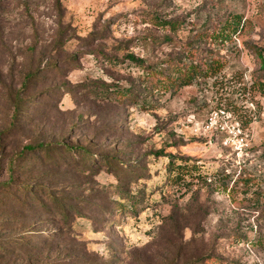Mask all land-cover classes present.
<instances>
[{
    "label": "rangeland",
    "instance_id": "rangeland-1",
    "mask_svg": "<svg viewBox=\"0 0 264 264\" xmlns=\"http://www.w3.org/2000/svg\"><path fill=\"white\" fill-rule=\"evenodd\" d=\"M263 83L264 0H0V264H264Z\"/></svg>",
    "mask_w": 264,
    "mask_h": 264
},
{
    "label": "trees",
    "instance_id": "trees-1",
    "mask_svg": "<svg viewBox=\"0 0 264 264\" xmlns=\"http://www.w3.org/2000/svg\"><path fill=\"white\" fill-rule=\"evenodd\" d=\"M169 25H171V23H169ZM171 27H173L171 25ZM259 55H261L259 53ZM128 58L130 60H134V61H140V60H137L133 55H129ZM139 64V63H138ZM209 68H211V66H209ZM196 73H199V69L197 68V66H193V65H184V66H181L179 68H177L175 71H174V74L177 75V81L178 80H181L185 83H189L192 78L194 77V75H196ZM261 90H262V94L264 95V83L261 84ZM43 146L42 145H37V146H34V145H28L24 148V151H26L27 153H31L32 151H34L36 148H42ZM47 150H50L49 148H45L44 151L47 152ZM48 154V153H47ZM84 156H88L90 155V153H88L86 150L84 151L83 153ZM107 164L111 165V162H107ZM29 192V186H23L21 191L17 192V195L18 194H26ZM17 197L15 196L14 199H16ZM53 206L55 208V214L57 215V218L62 220L63 222H67L68 223V219H69V214H68V211H65L66 210V206L64 205L63 202H60V201H57V202H53ZM52 234V233H51ZM54 236L56 237L57 236V232H53L52 234V238H54ZM27 241H29V239H23L22 237L19 239V242L17 243L18 246H23L27 243ZM87 264H98L96 262L94 263H87ZM204 264V263H202Z\"/></svg>",
    "mask_w": 264,
    "mask_h": 264
},
{
    "label": "built area",
    "instance_id": "built-area-1",
    "mask_svg": "<svg viewBox=\"0 0 264 264\" xmlns=\"http://www.w3.org/2000/svg\"><path fill=\"white\" fill-rule=\"evenodd\" d=\"M196 129L198 130V127H196ZM201 129H203V131L206 134H209V133L213 132L214 130H216V131L224 130V128L222 127V124L219 123L217 114L210 116L207 120L202 122ZM228 139H229L228 136L224 137L223 143L227 144ZM234 143H235V146L237 148V151H241L245 147L244 146L245 145L244 140L241 137L240 138L236 137Z\"/></svg>",
    "mask_w": 264,
    "mask_h": 264
}]
</instances>
